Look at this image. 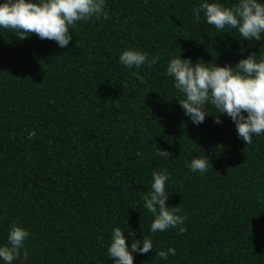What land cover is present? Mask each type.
Returning <instances> with one entry per match:
<instances>
[{"label": "trees", "instance_id": "trees-1", "mask_svg": "<svg viewBox=\"0 0 264 264\" xmlns=\"http://www.w3.org/2000/svg\"><path fill=\"white\" fill-rule=\"evenodd\" d=\"M198 3L106 0L108 19L78 22L63 49L0 30V243L15 223L29 232L30 264H112L111 229L127 226L153 241L133 264H264V134L245 144L224 115L193 125L164 74L179 53L219 65L264 54V34L220 33L193 19ZM127 47L158 60L126 68L118 56ZM204 155L211 167L190 172ZM153 170L169 173L166 205L180 208L182 233L148 230L141 195ZM169 246L174 256L156 257Z\"/></svg>", "mask_w": 264, "mask_h": 264}, {"label": "clouds", "instance_id": "clouds-1", "mask_svg": "<svg viewBox=\"0 0 264 264\" xmlns=\"http://www.w3.org/2000/svg\"><path fill=\"white\" fill-rule=\"evenodd\" d=\"M106 0H0V30L15 32L23 40L35 34L39 39H49L58 48H65L73 35L71 29L80 21L89 19H108L105 10ZM192 17L212 25L220 33L225 29H236L242 40L261 41L264 34V0H236L231 6H225L221 0H199L193 7ZM241 52L244 49H240ZM158 57H149L148 53L134 47H127L118 56V63L126 68L139 70L142 65L155 64ZM164 74L171 78L176 90L178 105L183 115L193 125L203 123L208 115L213 122L221 123L224 115L234 124L238 139L245 144L252 142L253 136L264 134V54L249 52L235 64L223 65L213 61L172 55L165 66ZM137 79H143L139 71L133 72ZM35 134L28 132V139ZM157 156L169 159L170 153L158 148ZM190 172L203 174L211 167L208 158L193 156L186 164ZM169 180L167 170L151 172L150 189L141 195L143 208L152 215L149 232H163L177 228L184 232V215L177 206H167L169 196L166 185ZM128 235H124V231ZM29 236L26 228L13 223L10 225L6 240L0 243V264H30L25 241ZM131 229L113 227L107 247V256L112 264H133V254H146L153 251L151 237L134 239ZM126 240L129 243L126 245ZM161 261L169 255H175L171 246L155 251Z\"/></svg>", "mask_w": 264, "mask_h": 264}]
</instances>
